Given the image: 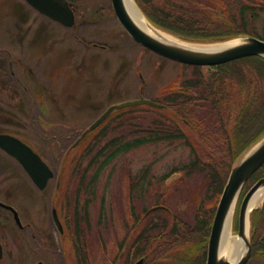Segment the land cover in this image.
<instances>
[{
    "label": "rangeland",
    "instance_id": "374dc122",
    "mask_svg": "<svg viewBox=\"0 0 264 264\" xmlns=\"http://www.w3.org/2000/svg\"><path fill=\"white\" fill-rule=\"evenodd\" d=\"M200 1L207 6L216 2L224 5L228 17L236 18L239 24L244 22L250 34L264 37V0ZM79 3L87 7L80 12L87 20L82 17L79 26L72 29L50 20L43 37L35 35L41 24L29 25L23 20L22 0H0V134L19 136L42 156L56 176L41 192L16 160L0 150V199L16 200L22 211L46 217L39 219L38 230L42 234L48 231L58 264L63 248L53 208L59 200L52 197L70 192L68 208L71 213L77 210L90 250L94 240L112 236L111 231L124 235L133 206L139 215L155 206L158 196L154 192L162 186L159 177L193 160L192 144L204 147L197 132L189 130L190 141H163L121 153L97 177L102 162L115 150L113 141H134L143 135L138 124L148 125L155 119L153 114L140 112L119 118L115 114L116 121L108 125L105 138L95 142L99 135H93L78 152L68 153L109 107L142 96L161 100L167 87L193 74L190 67L136 44L111 11V0ZM88 147H93L91 154L72 176L82 151ZM68 177L77 178L66 193ZM203 184L206 182L197 174L171 179L164 191L170 193L167 204L171 213L192 221L193 199L200 196Z\"/></svg>",
    "mask_w": 264,
    "mask_h": 264
},
{
    "label": "trees",
    "instance_id": "16d2710c",
    "mask_svg": "<svg viewBox=\"0 0 264 264\" xmlns=\"http://www.w3.org/2000/svg\"><path fill=\"white\" fill-rule=\"evenodd\" d=\"M135 1L155 27L188 42L221 43L249 35L248 29L241 27L236 18L226 17L225 22L220 21L216 17L215 8L203 7L201 2L198 3L196 0ZM190 68L193 71L192 77L167 87L162 94L163 99H155L166 108L129 107L115 113L119 118L126 113L142 112L153 114L155 119L148 125L138 124L143 135L132 139L134 141L120 143L113 141L111 147L115 150L102 162L98 177L100 172L121 153L163 141H190L187 132L189 130L197 132L204 147L192 144L193 160L183 167H175L173 172L165 174L160 182L164 185L165 180L175 172L182 173L184 179L197 174L201 181L206 182L202 185L199 196L203 199V204L200 206L197 203V206L199 205L197 213L201 215L198 216L197 226L191 234V238L197 239L198 242L185 251L186 253L184 252L176 263L205 264L209 233L231 168L252 145L264 137V59L258 56L246 57L213 68L197 66ZM115 114L88 138L99 135L94 139L95 142L101 137L105 138L109 133L108 125L116 121ZM88 138L79 146L69 149L68 153L74 154ZM94 145L95 143L90 146ZM93 147L82 151L78 165L71 171L72 176L77 175L82 168L81 163L91 154ZM261 177H264V166L251 177L246 190ZM76 178L68 177L66 193L71 190V183ZM167 190L164 187L163 193ZM134 212L136 213L135 207L132 216L137 217ZM161 213L165 214L162 210H157L153 215ZM251 221L253 254L247 264H264V206L252 213ZM176 222L172 228L174 231L191 228L184 226L180 221ZM76 229L70 228V237L77 243L84 238V231L80 232L79 227ZM203 234L206 237H203Z\"/></svg>",
    "mask_w": 264,
    "mask_h": 264
},
{
    "label": "flooded vegetation",
    "instance_id": "af4514ba",
    "mask_svg": "<svg viewBox=\"0 0 264 264\" xmlns=\"http://www.w3.org/2000/svg\"><path fill=\"white\" fill-rule=\"evenodd\" d=\"M22 1L25 10L22 17L23 20L25 18V23L33 25L32 22H35L37 23L36 25L41 24L42 26L40 29L37 27L35 35L41 34L44 37L48 32L46 24L50 20L59 26L66 27L64 24L58 23L38 10L31 4L30 0ZM196 1L198 3L201 2L200 4L203 7L215 8L216 17L220 21L225 22L228 16L224 5L216 2L213 5L210 4L207 6L200 0ZM53 2H55L56 7H62V10L74 17V27L72 28L79 26V21L82 17L84 18L83 20H87V16L80 14L87 7L81 6L79 0H53ZM108 10L109 12L107 13L111 16L110 9ZM239 25L247 28L244 22ZM252 34L256 33L254 32ZM164 187L165 185H162L158 191L154 192L158 197L153 208L162 207V211L165 214L161 213L144 218L147 210L142 215H139L136 211L137 217L127 220V223L124 224V235H116L115 232L111 231L112 236L94 240V247L92 249L90 248V250H88L89 245H87L90 244L89 239L81 238L77 242L78 246H76L77 243L70 237V228L77 230L76 227H79L81 229L77 210L75 209L74 213H71L70 208H68L70 192L69 194L61 193V195H58L57 198H59V201L57 207L60 209L59 219L62 222V230L57 227L56 221L53 220L63 248L61 264L178 263L184 252H187L192 245L195 246L198 242L197 239L191 238V234L197 226L196 221L198 216L201 215L197 213V208L203 204V199L199 197V194L193 199V202H195L193 204L195 215L192 221H187L179 214L174 215L171 213V209L167 204L170 193H163ZM52 198L55 199L56 196ZM32 201H29V203L32 204ZM0 202L6 205L5 207L0 205V264H58L54 258V243L51 241L50 236H48V231L42 234L43 232L40 233L38 230L40 224L39 219L46 217L44 215L42 217H36L38 214L33 211H22L17 206L16 200L10 198H5L4 200H0ZM182 202L185 203L184 200ZM197 203L199 204L198 206ZM185 204L189 205L188 203ZM9 207H13L18 213H15ZM167 207L170 209V212ZM69 217L70 221L67 219ZM77 218H79V222ZM176 221H180L184 226H190L191 228L189 230L179 229L174 231L172 228L177 223ZM211 230L207 242V253ZM79 231L81 232L83 229ZM203 237H206V235L203 234Z\"/></svg>",
    "mask_w": 264,
    "mask_h": 264
},
{
    "label": "water",
    "instance_id": "95a60500",
    "mask_svg": "<svg viewBox=\"0 0 264 264\" xmlns=\"http://www.w3.org/2000/svg\"><path fill=\"white\" fill-rule=\"evenodd\" d=\"M30 2L48 17H51L68 27L74 26V17L62 10V7H56L53 0H30ZM111 2H113V9L114 12H116L119 23H121L124 30L131 36L136 44H140L142 47L149 49L153 53L176 63L213 68V66L224 65L225 63L245 59L246 57L258 56L264 58V41L251 36L233 38V40L212 44H197L184 41L190 45L192 44L200 47L223 45L227 43L231 44L230 46L223 48L185 47L181 44L178 45L172 42L163 41L159 38L157 39L150 33L145 32L132 20L130 13L127 11L125 0H111ZM148 23L154 30L162 32L161 30L154 28L150 22ZM140 105L151 106L158 109L164 108L163 105H159L153 100L146 98L112 106L108 108V111L100 116L97 121L85 131L82 137L77 141L76 146L79 145L80 142L87 137V135L94 132L98 129V127L105 123L114 111ZM0 149L6 152L10 157H14L21 167H23L27 172L34 184L41 190H45L49 181L55 178V173L52 168L45 163L40 155L34 152L29 145L22 142L18 137L5 133L0 134ZM263 165L264 137L260 139L259 142L252 145V147H250L249 150L241 156L238 163L233 167V170L230 173L229 181L226 184L224 192L220 198V203L216 211L217 214L213 222L214 225L211 232L212 235L208 250L209 256L206 264H246L250 259L252 255V243L248 232V227H250L249 217L251 213L249 211V207L252 201L251 198L254 194L259 191L261 187H264V177L251 187V190L243 199L244 201L240 209V225L238 233L239 237L244 239L247 247L242 258L232 263L226 257L221 255V241L224 235L223 232L226 220L230 215L232 208L236 207L244 186L250 180V177L260 170ZM54 218L60 227L56 211H54Z\"/></svg>",
    "mask_w": 264,
    "mask_h": 264
},
{
    "label": "bare ground",
    "instance_id": "6f19581e",
    "mask_svg": "<svg viewBox=\"0 0 264 264\" xmlns=\"http://www.w3.org/2000/svg\"><path fill=\"white\" fill-rule=\"evenodd\" d=\"M127 5V11L130 13L132 20L137 23L145 32L150 33L157 39H161L166 42H172L174 44L183 45L185 47H197L200 46L190 45L184 41H179L178 39L174 38L171 35H167L163 32L154 30L148 22H146L145 17L143 16L142 12L139 11L138 6L134 0H125ZM231 44H223V45H212V46H201V47H215V48H223L228 47ZM200 47V48H201ZM251 204L249 207V211L252 209L259 208L264 203V187H261L259 191H257L254 196L251 198ZM235 216V207L232 208L230 215L226 220V225L224 228V235L221 241V255L226 257L232 263L240 260L243 256V253L246 250V243L244 239L240 238L238 235L233 233V220Z\"/></svg>",
    "mask_w": 264,
    "mask_h": 264
}]
</instances>
